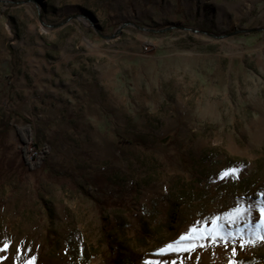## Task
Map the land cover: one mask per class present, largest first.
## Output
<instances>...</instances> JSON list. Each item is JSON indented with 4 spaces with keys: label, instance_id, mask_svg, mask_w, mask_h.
<instances>
[{
    "label": "rangeland",
    "instance_id": "rangeland-1",
    "mask_svg": "<svg viewBox=\"0 0 264 264\" xmlns=\"http://www.w3.org/2000/svg\"><path fill=\"white\" fill-rule=\"evenodd\" d=\"M260 193L264 0H0V264H264L155 255Z\"/></svg>",
    "mask_w": 264,
    "mask_h": 264
},
{
    "label": "snow or ice",
    "instance_id": "snow-or-ice-1",
    "mask_svg": "<svg viewBox=\"0 0 264 264\" xmlns=\"http://www.w3.org/2000/svg\"><path fill=\"white\" fill-rule=\"evenodd\" d=\"M238 169H226L220 174L221 179L236 178ZM259 199L254 202L238 201L236 206L223 213L211 218H204L194 222V225L175 240L168 242L163 248L159 249L155 255H166L169 253H191L196 248H203L208 244H232V255H236V242L239 241L241 248L245 245L254 246L257 241H264V193H260ZM258 213V219L253 225V211ZM247 225V229L238 227V223ZM8 247L5 243L0 251ZM34 264L35 257L31 258ZM146 264H152L146 261ZM159 264V262H156ZM172 264H176L173 261ZM183 264V260L180 261ZM230 264H240L238 261L230 260Z\"/></svg>",
    "mask_w": 264,
    "mask_h": 264
},
{
    "label": "trees",
    "instance_id": "trees-1",
    "mask_svg": "<svg viewBox=\"0 0 264 264\" xmlns=\"http://www.w3.org/2000/svg\"><path fill=\"white\" fill-rule=\"evenodd\" d=\"M30 142H26L27 145H30L31 143L33 144V147L38 151L37 152V156L34 158H31L30 160L28 159V157L25 155V160L27 162V164H29L31 167H37L42 165L45 161H46V155H47V151L45 149L41 150L40 147L37 144H34L32 142V139H29Z\"/></svg>",
    "mask_w": 264,
    "mask_h": 264
},
{
    "label": "water",
    "instance_id": "water-1",
    "mask_svg": "<svg viewBox=\"0 0 264 264\" xmlns=\"http://www.w3.org/2000/svg\"><path fill=\"white\" fill-rule=\"evenodd\" d=\"M257 30H249V31H244L245 33H251V32H256Z\"/></svg>",
    "mask_w": 264,
    "mask_h": 264
}]
</instances>
